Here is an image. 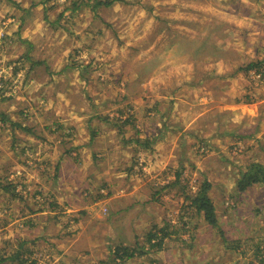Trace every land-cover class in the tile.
Here are the masks:
<instances>
[{
  "label": "rangeland",
  "instance_id": "rangeland-1",
  "mask_svg": "<svg viewBox=\"0 0 264 264\" xmlns=\"http://www.w3.org/2000/svg\"><path fill=\"white\" fill-rule=\"evenodd\" d=\"M1 80L0 264H264V0H0Z\"/></svg>",
  "mask_w": 264,
  "mask_h": 264
},
{
  "label": "trees",
  "instance_id": "trees-1",
  "mask_svg": "<svg viewBox=\"0 0 264 264\" xmlns=\"http://www.w3.org/2000/svg\"><path fill=\"white\" fill-rule=\"evenodd\" d=\"M17 64L14 66V71L15 69L17 70ZM1 86L5 85L7 83V80H1ZM3 88V87H2ZM4 91L0 92L2 94ZM3 121L5 122V118L3 117ZM10 125L13 128H18L19 125L16 123H12L10 121ZM253 185H262L264 189V167L258 163L251 164L247 170L243 173V176L241 180L238 182L239 189L244 191L246 188L253 186ZM207 187L201 188L197 192V194L191 198V206L193 209L196 211L197 214H201L204 221L206 224L210 225L211 227L217 228L218 225V218L216 215V208L209 198L207 194ZM102 197V196H101ZM100 198V195L99 197ZM166 234L164 233L162 237H160V242L156 244L150 243L153 239H158V236L156 233L149 234L147 238V242L150 243L151 247L158 246V248L161 246V241L163 237H165ZM128 250L123 247L114 248L113 253H114V260H120L123 261L128 258H132L134 256L133 250L131 252H127ZM19 262H25L27 260H22L21 257L17 258ZM33 263V261L31 262Z\"/></svg>",
  "mask_w": 264,
  "mask_h": 264
},
{
  "label": "crops",
  "instance_id": "crops-1",
  "mask_svg": "<svg viewBox=\"0 0 264 264\" xmlns=\"http://www.w3.org/2000/svg\"><path fill=\"white\" fill-rule=\"evenodd\" d=\"M97 254H99L101 256L102 255V252H98Z\"/></svg>",
  "mask_w": 264,
  "mask_h": 264
},
{
  "label": "built area",
  "instance_id": "built-area-1",
  "mask_svg": "<svg viewBox=\"0 0 264 264\" xmlns=\"http://www.w3.org/2000/svg\"><path fill=\"white\" fill-rule=\"evenodd\" d=\"M0 88H1V82H0Z\"/></svg>",
  "mask_w": 264,
  "mask_h": 264
}]
</instances>
